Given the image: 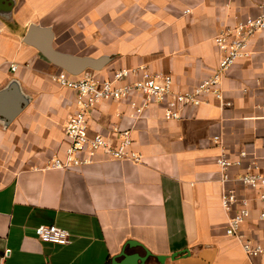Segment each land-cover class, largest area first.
<instances>
[{
    "label": "crops",
    "instance_id": "0c3cea01",
    "mask_svg": "<svg viewBox=\"0 0 264 264\" xmlns=\"http://www.w3.org/2000/svg\"><path fill=\"white\" fill-rule=\"evenodd\" d=\"M262 2L167 0L152 12L159 16L133 25L131 48L109 70L94 74L107 77L121 67L146 65L171 74L177 90L195 87L219 65L215 37L258 15ZM117 4L0 0V81L4 87L17 81L28 99L10 124L0 119V264H141L147 254L144 264H264V257L248 256L226 233L240 203L230 210L221 205L225 191L247 199L250 215L242 230L264 243V189L240 180L255 164L264 172V30L251 40L249 55L222 76L223 100L211 96L187 106L176 120H167L161 105L137 116L129 100L102 101L90 111V133L116 141L112 128L120 125L130 131L141 162L99 154L91 164L49 167L70 143L66 127L77 110L76 93L60 85L55 77L62 69L23 36L33 22L51 24L55 43L60 14L74 21L76 14L90 19L123 13ZM136 6L138 12V0ZM242 152V165L230 167L224 178L217 159L237 160ZM42 224L67 229L69 243L42 241L36 232Z\"/></svg>",
    "mask_w": 264,
    "mask_h": 264
},
{
    "label": "built area",
    "instance_id": "2783aa9c",
    "mask_svg": "<svg viewBox=\"0 0 264 264\" xmlns=\"http://www.w3.org/2000/svg\"><path fill=\"white\" fill-rule=\"evenodd\" d=\"M264 30V0L261 11L256 16H250L239 21L215 37V42L221 53L219 65L215 72L202 79L195 87L175 89L171 74L152 72L146 65L121 67L115 69L107 77L87 74L84 76L71 75L62 70L55 79L64 87L76 93L77 110L66 127L69 145L63 155H54L49 167L69 169L91 164L99 154L114 160H130L141 162L142 154L132 148L133 139L130 131L116 124L112 130L116 141L101 132L90 133L88 115L100 102L107 100H129V105L137 116H141L152 105H161L167 120L181 117L182 110L187 106H198L214 97L223 100L221 79L230 67L240 58L249 55L251 40ZM18 69V64H12V70ZM1 86V81H0ZM218 139V137H216ZM231 160L226 155L217 159L218 165L226 171L233 165H242V158ZM241 175L240 180L253 188L264 189V172L257 171L258 166ZM227 178V173L224 175ZM262 209L260 218L264 221V190L260 194ZM240 203L237 212L229 218L226 228L227 235L235 237L250 257H264V243L254 242L242 230V224L250 215L247 199H239L235 191H225L221 195V205L230 210L233 205ZM38 237L45 242L65 246L69 243L70 232L55 224H42L36 229Z\"/></svg>",
    "mask_w": 264,
    "mask_h": 264
},
{
    "label": "rangeland",
    "instance_id": "374dc122",
    "mask_svg": "<svg viewBox=\"0 0 264 264\" xmlns=\"http://www.w3.org/2000/svg\"><path fill=\"white\" fill-rule=\"evenodd\" d=\"M156 2V3H153ZM167 0H138V12L137 0H123L122 4L120 0H108L111 5L122 6L124 12L119 14L108 15H92L88 18V15L76 14L74 21L65 20L66 14H60L58 20L55 23L57 29L56 41L54 46L56 49L66 53L76 54L80 56H92L95 58L110 55L113 57L111 62L100 71L109 70V66L114 62L116 57L120 56L122 51L130 49V39L136 36V30L132 29L133 25L137 22H145L152 17L159 16L152 14L155 10L160 12L156 6H162ZM115 2V3H113ZM131 5L134 6V11L131 12ZM118 6V7H119ZM155 7V9H154ZM128 9V11H126ZM11 15L6 14V18ZM43 25L41 22H33ZM99 25H102L99 28ZM44 26H50L51 24H44ZM53 29V28H52ZM54 31V30H53ZM142 35H145L146 30H142ZM122 42V44H121ZM88 69L79 76L87 74L97 75L99 73Z\"/></svg>",
    "mask_w": 264,
    "mask_h": 264
},
{
    "label": "water",
    "instance_id": "95a60500",
    "mask_svg": "<svg viewBox=\"0 0 264 264\" xmlns=\"http://www.w3.org/2000/svg\"><path fill=\"white\" fill-rule=\"evenodd\" d=\"M54 39L55 33L52 27L37 23H31L23 36L25 44L36 48L49 62L71 75L78 76L88 69L100 71L113 59L110 55L95 58L63 52L55 48ZM27 103L28 99L21 94L17 81H12L6 87L1 83L0 119L6 125L20 115ZM122 255L125 256L124 253ZM148 256H151V254H147L146 258ZM146 258L140 259L141 264H144ZM158 258L162 259V256Z\"/></svg>",
    "mask_w": 264,
    "mask_h": 264
}]
</instances>
